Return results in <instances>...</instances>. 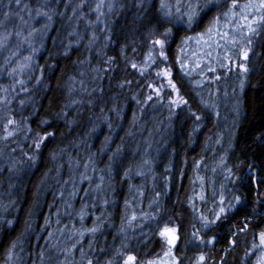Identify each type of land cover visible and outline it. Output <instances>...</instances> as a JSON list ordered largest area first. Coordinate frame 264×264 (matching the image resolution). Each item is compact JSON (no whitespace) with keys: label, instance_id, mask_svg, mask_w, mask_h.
<instances>
[{"label":"trees","instance_id":"1","mask_svg":"<svg viewBox=\"0 0 264 264\" xmlns=\"http://www.w3.org/2000/svg\"><path fill=\"white\" fill-rule=\"evenodd\" d=\"M257 1L237 0L231 10ZM99 3L0 0V36L14 33L0 49V68L20 48L15 33H28L34 14L45 18L31 36L39 49L30 75L18 83L0 73V264H124L128 255L135 264H160L159 233L169 224L179 229L178 264H257L264 22L256 33L232 24L229 43L212 44L219 59L200 70L183 52L215 16L231 11L232 0H219L192 28L174 26L167 63L149 34L160 0H112L97 11ZM246 15L258 21L264 9ZM231 29L241 33L236 46ZM247 49L244 72L234 62ZM163 68L179 95L157 75ZM220 161L213 188L211 166ZM229 204L236 206L216 219ZM202 217L215 222L206 229Z\"/></svg>","mask_w":264,"mask_h":264},{"label":"snow or ice","instance_id":"2","mask_svg":"<svg viewBox=\"0 0 264 264\" xmlns=\"http://www.w3.org/2000/svg\"><path fill=\"white\" fill-rule=\"evenodd\" d=\"M20 0H16V3L18 4ZM220 6L219 0H176L175 6L170 4L168 0H160V16L157 18L156 23L153 25L152 29L150 30V35H156L157 38L152 42L153 43V48H155L157 45L159 46V56L163 58V62L167 63L168 61V56L166 54V45L168 42V38L171 37L172 32H173V27L176 25H182L186 26L187 28H192L194 24H196L203 16H205L208 12H211L213 9L218 8ZM239 6L237 4V0H232V5L230 6L231 8ZM173 7L175 10H173ZM259 8V9H264V0H260L259 5L256 4H250V5H245L243 6L244 9L246 8ZM38 15L40 13H37ZM46 15V14H45ZM223 15L225 18L229 16L228 12H225L223 14H218L215 16L212 21L210 26L206 29V32L204 34H197L199 38L202 39L203 35L207 34L209 38H211V35L214 31V29L220 24V17ZM232 17H236L237 13L232 11L231 12ZM240 19L248 21V17L243 14L240 15ZM260 22H264V15H261L258 18V21L256 18H253L252 21H248L247 24L245 25L247 27L248 33H256L257 27H259ZM256 24V27H253V24ZM172 25L171 27H164V25ZM245 26H240L236 25L237 28L240 29V32L243 33V28ZM160 28H163V31H160ZM224 37H228L229 33L225 32L223 34ZM192 37H186L184 43H186L189 40H192ZM236 38L232 37L231 38V43L233 45L236 44ZM252 43L251 39H248V44L250 45ZM183 52V49L180 50ZM249 51L250 49L247 50H242L241 55L243 59L246 61L249 56ZM151 58V57H150ZM181 59L180 56H177V60L179 61ZM133 67H137L136 65H133ZM181 68H184V64L181 62L180 64ZM239 67L244 71L247 72L248 68L246 64L241 63ZM144 69H141L143 71ZM186 72L188 71L187 69H184ZM190 75V73H188ZM158 76H162L167 79V86L171 88L173 91L179 95V87L177 84L173 81L172 79V73L168 68H163L161 69L160 72L157 73ZM159 92V89L156 90ZM151 99V97H149ZM177 104H186L187 101L183 100V98H179L176 101ZM199 119V117H197ZM9 123H12V121H9ZM46 123V121H45ZM11 135V133H9ZM46 135H51V134H46ZM43 140V137L41 138L40 141H37L36 147L39 148L41 146V142ZM127 174V173H126ZM237 203L240 202V197L235 198ZM236 205L235 204H229L227 208L225 207H220L219 213L216 216V219H219L221 214H224L227 212L230 208H234ZM202 220L204 221L203 227L204 228H209L210 224L214 223L215 221H208L206 217H202ZM9 224H11V221H8ZM90 231H95V229H92ZM178 231L179 229L177 227H168L165 226L159 233L161 237L164 238V241L166 245L169 246L168 251L164 253L165 256H171L172 255V248H174L177 244V241L179 240L178 236ZM195 235V234H194ZM215 237H213V240ZM259 239H260V245L264 247V231H261L259 233ZM207 243L211 244L212 240H209ZM233 244L235 241L232 242ZM15 244H13V247ZM257 247L255 244L253 245V248ZM206 257L201 254L198 257L199 262L205 261ZM136 257L133 255H128L126 260L124 261V264H135ZM87 264H93L92 260H88ZM107 264H112V261H108ZM148 264H155L153 261H149ZM174 264H178V262H174ZM257 264H264V255H261L258 260Z\"/></svg>","mask_w":264,"mask_h":264},{"label":"rangeland","instance_id":"3","mask_svg":"<svg viewBox=\"0 0 264 264\" xmlns=\"http://www.w3.org/2000/svg\"><path fill=\"white\" fill-rule=\"evenodd\" d=\"M259 2L260 1H257L256 3H251V4L259 5ZM111 3H112V0H100V3L98 4L97 11L102 10L103 9L102 7H104V6L105 7L106 6L111 7L112 6ZM242 10H243V12H245V15H246V14H249V12H251V13L254 12L256 10V8L249 7V8L244 9L243 6H241L239 8V12H236L238 19L235 17H232L231 12L232 11L235 12V10H231L229 12V16L227 18H225L224 20H222V22H221V24H223L222 28H220V26L218 25L214 29V31L211 35V38H209L208 35H205L204 37H202L201 40H198V42L195 40L194 42H191L185 48V51L183 53H184V57L186 59V63L187 64L190 63L193 65L194 68H198L201 70V69H203V66L209 67V65L212 64V62H214V61L216 62L217 59H219L220 53H219V51H217V48L213 47L212 44L218 45V44H216L218 42V40L223 39V38L225 39V44H226V42L229 43L228 37H224L223 34L225 32H228L227 28L232 26V24L234 25L235 28H237L236 25H240V26L244 25L241 21L242 19H240V15L242 14ZM99 14H101V12ZM99 17H100V15H99ZM41 18H44V17H42V14H39V15L37 13L34 14L32 20L30 21L31 27H30L28 33H23V32L15 33V38H17L16 39L17 42L16 41H14V42L20 48L17 46V48H19V49H16L15 51L8 53L5 56V64L2 66V68H0V73L5 71L6 76L11 75V77H9V78H12L13 80H17L18 83H22L23 77H28L30 75V72L33 71V68L31 69V67L34 63L35 52H37L39 47H38V45H36L34 42L31 41L32 40L31 36L37 29V28L35 29L36 21L45 19V18L44 19H41ZM237 21H239L240 24L236 23ZM247 22L248 21H245V24H247ZM44 25L45 24H43V26ZM37 27H39V26H37ZM37 31H38V29H37ZM229 32L232 35V37H235L237 40H239L237 37V36H240V34H241L239 31L237 32L236 30L231 29V31H229ZM11 36H14V33L9 34L6 32L0 36V49L2 46L8 44L9 40L11 39ZM231 45H233V44H231ZM235 46H233V47H235ZM243 62H244V59L241 55V57L239 59V63L236 60L234 62V66L237 67ZM228 63H229V61H228ZM6 66H8V67H6ZM228 121H229L230 131H232L233 130L232 122L230 120H228ZM222 165H223V162L220 161L217 164V169L214 166H211L212 173L210 176V182H211V184H213V188L215 187V185H214L215 182H214V180L212 182V179L217 177L216 172L219 171V168H222ZM202 181L204 182V180H202ZM166 226L177 227L174 224H169ZM161 240H162L163 253H165L166 251H168L169 246L166 245L163 237H161ZM176 246H177V244H176ZM175 247L172 248V255L171 256H164L160 264H174V262H176L175 255L173 254ZM261 255H264V247H262V246L260 247L259 257Z\"/></svg>","mask_w":264,"mask_h":264}]
</instances>
